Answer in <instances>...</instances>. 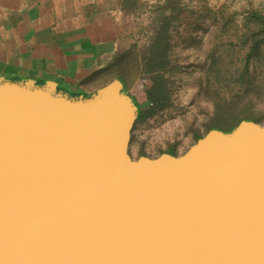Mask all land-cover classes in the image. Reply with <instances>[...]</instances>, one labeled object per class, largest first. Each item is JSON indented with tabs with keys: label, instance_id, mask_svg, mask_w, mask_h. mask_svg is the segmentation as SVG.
I'll list each match as a JSON object with an SVG mask.
<instances>
[{
	"label": "water",
	"instance_id": "1",
	"mask_svg": "<svg viewBox=\"0 0 264 264\" xmlns=\"http://www.w3.org/2000/svg\"><path fill=\"white\" fill-rule=\"evenodd\" d=\"M139 108L0 79V264H264V126L134 159Z\"/></svg>",
	"mask_w": 264,
	"mask_h": 264
},
{
	"label": "crops",
	"instance_id": "2",
	"mask_svg": "<svg viewBox=\"0 0 264 264\" xmlns=\"http://www.w3.org/2000/svg\"><path fill=\"white\" fill-rule=\"evenodd\" d=\"M124 29L117 0H0V79L90 97L131 48Z\"/></svg>",
	"mask_w": 264,
	"mask_h": 264
},
{
	"label": "rangeland",
	"instance_id": "3",
	"mask_svg": "<svg viewBox=\"0 0 264 264\" xmlns=\"http://www.w3.org/2000/svg\"><path fill=\"white\" fill-rule=\"evenodd\" d=\"M155 1L157 0H138L139 5ZM250 2L264 6V0H187L190 11L188 20L174 40L175 69L170 78L172 105L153 117H143L137 121L130 145V154L134 159L140 156L156 158L169 150L174 151L177 156L182 155L195 143L197 134L206 132V122L213 110V102L205 93L209 77L220 92H228L229 86L236 85L238 88L246 53L228 43L222 45L220 54L217 55L218 71L209 76L213 61L210 52L213 47L212 31L230 17L233 18L234 25L241 27L242 16L234 13ZM117 10L119 24L133 37L132 46L138 43L140 51H143L148 44V34L144 31L148 24L146 11L140 9L139 16L122 11L120 0H117ZM200 15L203 16L200 19L202 25L194 31L195 27L191 23ZM186 28H189L190 33ZM259 72L260 84L264 85V66ZM113 75L119 77L122 74L119 69H114ZM127 94L136 101L139 108L147 110V97L140 90L138 77H135L127 89ZM252 112L251 116L257 120L254 122L264 126V95L257 99Z\"/></svg>",
	"mask_w": 264,
	"mask_h": 264
},
{
	"label": "trees",
	"instance_id": "4",
	"mask_svg": "<svg viewBox=\"0 0 264 264\" xmlns=\"http://www.w3.org/2000/svg\"><path fill=\"white\" fill-rule=\"evenodd\" d=\"M120 6L122 11L134 16L140 15V9L145 10L148 15V24L144 27L148 34V44L143 51H140L138 43L134 44L121 54L115 69H119L122 75L114 77V80L119 79L124 84L126 93L135 77L139 78L140 90L145 93L148 102L147 110L137 105L139 121L143 117H153L172 105L170 78L175 69L174 40L188 20L190 11L187 0H157L145 5H139L138 0H120ZM236 14L242 16L241 27L234 25V20L230 17L212 31L213 47L210 52L213 61L209 76L212 72L218 71L217 55L220 54L222 45L228 43L235 49L246 51L239 87L229 86L228 92L223 93L211 83L209 77L205 93L213 102V110L206 122V132L197 134L195 143L212 129L231 132L243 120L257 121L251 114L257 99L264 95V85L259 81L261 79L259 70L264 66V6L250 2L239 12L234 13ZM201 17L203 16L196 17L191 23L195 27L194 31L200 29ZM186 31L188 32L189 28H186ZM134 102L136 103L135 100ZM168 153L177 156L172 150Z\"/></svg>",
	"mask_w": 264,
	"mask_h": 264
}]
</instances>
